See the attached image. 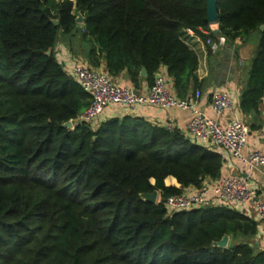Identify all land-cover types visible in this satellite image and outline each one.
<instances>
[{
	"label": "trees",
	"instance_id": "trees-1",
	"mask_svg": "<svg viewBox=\"0 0 264 264\" xmlns=\"http://www.w3.org/2000/svg\"><path fill=\"white\" fill-rule=\"evenodd\" d=\"M217 8L228 40L257 34L239 107L259 115L264 0ZM185 28L215 37L207 0H0V264H264L255 218L230 205L170 211L162 202L216 180L223 155L137 115L78 121L90 96L55 52L62 39L136 89L143 67L148 85L165 67L174 93L188 98L205 81ZM153 190L160 202L141 198ZM225 234L227 247L216 246Z\"/></svg>",
	"mask_w": 264,
	"mask_h": 264
},
{
	"label": "built area",
	"instance_id": "built-area-1",
	"mask_svg": "<svg viewBox=\"0 0 264 264\" xmlns=\"http://www.w3.org/2000/svg\"><path fill=\"white\" fill-rule=\"evenodd\" d=\"M186 29L191 33L194 31ZM69 73L90 96L88 106L77 117L78 121L96 125L109 107H119L130 113L139 106L188 111L187 135L195 143L222 149L226 156L237 159L247 168L244 175H221L200 188H188L168 195L162 202L170 211L212 203L233 206L249 216L246 210L252 208L256 219L264 221V197L258 195L251 177L255 169L264 165V152L246 148L250 131L246 121L236 116L227 121L220 120L224 113L233 109L234 99L230 90L220 86L215 89L210 103L214 116H209L197 106L201 96L199 91L188 98L177 96L169 85L168 76L162 72H158L153 83L144 89L118 83L103 69L92 68L83 60H78ZM167 128L173 129L172 126ZM158 197L156 202L161 201Z\"/></svg>",
	"mask_w": 264,
	"mask_h": 264
},
{
	"label": "crops",
	"instance_id": "crops-1",
	"mask_svg": "<svg viewBox=\"0 0 264 264\" xmlns=\"http://www.w3.org/2000/svg\"><path fill=\"white\" fill-rule=\"evenodd\" d=\"M212 29H218L217 22L211 23ZM208 32H205L207 35ZM180 36L183 41L198 55V67L196 74L199 79L205 81V85L202 89L201 96L197 101V106L206 115L214 116L210 103L213 92L217 87H225L231 91L234 99V106L231 111H227L220 117V120L227 121L230 117H238L246 121L249 125L250 131L247 139L246 148L259 149L264 152V97L261 103V112L259 115L252 117H246L240 110L239 102L240 95L243 87V79H245V68L247 67V59L249 60L255 49L247 44V39L228 40L219 31L214 33V38L203 37L201 34L193 31L192 33L185 29H181ZM208 39L210 41L208 42ZM55 52L59 59L63 61L65 67L71 70L72 66L81 60L80 56H73L67 44L64 40H59L55 47ZM103 69L102 65L101 68ZM159 72L166 73V68L162 67ZM146 76V75H145ZM145 76H142L140 82V89L147 88L149 85L145 80ZM121 84L132 85L127 76L122 73L114 79ZM169 85L173 90V82L169 79ZM125 114L137 115L144 117L148 121L163 125L166 128L172 126L178 128L187 134L186 126L190 118L188 111L172 108V109H160L156 107L139 106L135 112L130 113L119 107H109L99 117L98 123L110 117H120ZM224 157V164L221 170V175H244L247 168L237 159L226 156L222 149L215 148ZM254 185L257 189L258 195L264 197V165L255 169L251 174ZM168 180V182H167ZM166 184L176 185L175 178L169 176L165 179ZM212 182V181H211ZM209 179H206L205 184L211 183ZM251 217L255 218V213L252 208L246 210ZM258 221V232L254 237V242L260 250H264V221ZM229 243V240H228Z\"/></svg>",
	"mask_w": 264,
	"mask_h": 264
},
{
	"label": "water",
	"instance_id": "water-1",
	"mask_svg": "<svg viewBox=\"0 0 264 264\" xmlns=\"http://www.w3.org/2000/svg\"><path fill=\"white\" fill-rule=\"evenodd\" d=\"M207 20L210 23H216L218 21L217 0H207ZM76 22L81 23V24L84 22V17L80 12H78V14H77ZM53 23L57 24L58 20H53ZM263 28H264V25H261L260 29H263ZM218 31H219V29H213L214 33H217ZM49 52H50V50L48 51V53ZM140 74L142 76L146 75V70L144 67L141 69ZM63 125L66 127H71L72 123H71V121H67ZM220 176H221V172H219V174H218V177H220ZM158 195H159L158 190L140 193V196L142 199L150 201L152 203H156ZM228 240H229V235L225 234L222 237V239H220L215 245L219 246V247H227Z\"/></svg>",
	"mask_w": 264,
	"mask_h": 264
},
{
	"label": "rangeland",
	"instance_id": "rangeland-1",
	"mask_svg": "<svg viewBox=\"0 0 264 264\" xmlns=\"http://www.w3.org/2000/svg\"><path fill=\"white\" fill-rule=\"evenodd\" d=\"M79 24H81V23H79ZM246 39H247V44H248L249 46L252 47V45H253V47H254V46L256 47V44H257V34H256V33H251L248 37H246ZM246 62H247V63H245V64H246V66L248 67V66H249V63H250V59H249V60L247 59ZM158 198H159V197H158Z\"/></svg>",
	"mask_w": 264,
	"mask_h": 264
}]
</instances>
